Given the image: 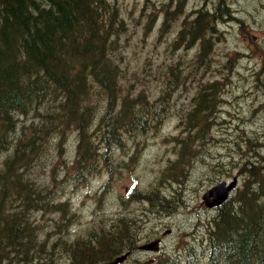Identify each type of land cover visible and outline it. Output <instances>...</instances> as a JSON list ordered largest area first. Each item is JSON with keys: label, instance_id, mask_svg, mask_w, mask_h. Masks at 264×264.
Returning <instances> with one entry per match:
<instances>
[{"label": "trees", "instance_id": "trees-1", "mask_svg": "<svg viewBox=\"0 0 264 264\" xmlns=\"http://www.w3.org/2000/svg\"><path fill=\"white\" fill-rule=\"evenodd\" d=\"M158 7L162 11L152 13L150 19L157 17L160 34L168 32L169 36L175 29L167 43L177 53L166 62L163 93L139 92L130 97L120 94L123 56L117 50L127 27L117 0H0V264H14L15 259L37 264L35 258L45 251L47 244L39 240L40 225L32 212L63 205L55 201L57 188L48 186L54 178L41 180L47 157L53 158L48 150L61 153L73 139L78 169L95 170L100 159L113 172L109 147L122 144L123 129H145L166 109L180 108L166 92L182 93L185 88L186 94V89L200 88L203 80L207 84L199 92L197 106L188 112L189 127L183 126L182 136L175 137L181 147L180 168L196 153L191 144L213 121L209 115L214 107L222 103L217 100L220 81L204 80L203 71L184 74V48H200L198 61L207 70L212 63L208 55L218 39L216 25L235 17L226 0H216L215 8L194 9L188 22H184V0H163ZM252 74L259 78L261 70ZM230 77L229 73L228 80ZM96 95L105 97L103 109ZM99 109L100 116L94 119ZM179 116L186 120V113ZM95 135L103 142L102 156L91 139ZM244 168L248 176L243 186L214 207L210 223L203 224L207 235L199 253L204 258L194 264H264V160H247ZM163 186L134 187L130 193L133 199L149 202L160 214L169 215L177 209L179 199L169 189H161ZM117 215L113 227L97 233L95 243L86 246L70 242L62 230L59 258L74 254L76 264H100L136 249L139 222ZM56 244L49 257L52 264ZM193 252L190 257L197 253ZM172 257L158 255L153 262L184 261V256Z\"/></svg>", "mask_w": 264, "mask_h": 264}, {"label": "rangeland", "instance_id": "rangeland-1", "mask_svg": "<svg viewBox=\"0 0 264 264\" xmlns=\"http://www.w3.org/2000/svg\"><path fill=\"white\" fill-rule=\"evenodd\" d=\"M161 1L117 0L126 17L127 27L117 50L123 56L120 78L122 95L134 97L139 92L145 95L163 93V77H167L166 62L175 56L177 49L167 43V39L173 38L175 29L169 36L168 32L160 34L157 17L150 19L149 15L162 11L158 7ZM215 2L184 0V22L189 21L194 9L215 8ZM226 2L235 18L231 22L219 21L216 25L215 34L219 39H216L212 51V63L206 70L211 76H221L217 100L224 105H217V112L212 111L209 115L213 121L195 144H191L196 150L194 156L183 168L179 167L181 147L175 137H181L184 128L189 127L179 116L184 115L187 107L185 88L182 93L166 92V96L173 98L180 108L174 111L166 109L145 129H123L122 144L113 143L109 147V154L114 158L113 172L100 159L95 170L78 169L74 163L77 148L73 139L67 143V147L62 148L61 153L56 146V153L48 150L46 153L53 158H47L41 180L47 182L51 180L50 177L54 178L55 181L48 186L57 188L55 201L63 205L56 210L32 212L34 221L40 225L39 240L47 244L39 258H35L37 264H40L39 261L52 264L49 257L55 243V264H76L78 257L75 258L74 254L73 260L69 259L71 253L70 256L62 255L63 260L59 258L61 231L67 233L69 241H77V245L93 244L97 233L113 227L111 224L117 221L118 213L135 219L136 224L139 222L141 227L137 228V236L141 237V243L162 238L161 250L157 254L140 252L137 263L128 260L125 264H154L151 257L159 254L167 259L173 258L172 254L178 259L184 256L180 264H187L189 259L190 264L203 260V254L199 253L203 251L201 242L207 235L203 224L210 223L208 218L215 214V208L206 206L204 192L218 181L237 175L239 184L233 196L248 176L244 172L246 161L264 160V0ZM199 52L200 48H184V74L190 71L202 73L203 68L197 57ZM224 62L227 63L225 68ZM255 69L262 72L259 78L252 74ZM228 72L231 74L229 83ZM205 73L204 80L214 79L206 77ZM95 100L103 109L105 97L96 95ZM100 111H96L94 119L99 118ZM91 139L102 156V140L97 135ZM62 170L66 171L65 175ZM172 175L178 177L173 178ZM155 184L165 185L161 189H169L179 199L177 209L169 215L160 214L157 207L149 202L133 199L130 193L134 187L145 190ZM193 249L197 253L190 257ZM14 264L24 262L15 259Z\"/></svg>", "mask_w": 264, "mask_h": 264}, {"label": "water", "instance_id": "water-1", "mask_svg": "<svg viewBox=\"0 0 264 264\" xmlns=\"http://www.w3.org/2000/svg\"><path fill=\"white\" fill-rule=\"evenodd\" d=\"M237 178L235 177L230 183L226 181H221L216 185L212 186L209 190L204 194V198H210L207 200L208 205H220L222 204L230 194V191L236 186ZM158 241H152L147 244L141 245L142 249H152L155 248ZM126 255H121L116 257L114 260H110L105 262L104 264H118L125 258Z\"/></svg>", "mask_w": 264, "mask_h": 264}, {"label": "flooded vegetation", "instance_id": "flooded-vegetation-1", "mask_svg": "<svg viewBox=\"0 0 264 264\" xmlns=\"http://www.w3.org/2000/svg\"><path fill=\"white\" fill-rule=\"evenodd\" d=\"M208 57H212V53L209 54ZM205 72H206V70L203 69V74ZM205 76L206 77L208 76V77L214 78V79L207 78L208 82H213L214 80H218V81L221 80V76H219V75H216V77H214V76H211L209 73L206 72L205 73ZM223 76H224V74H223ZM229 81H230V78H229V80H228L227 83H229ZM200 84L204 86L207 83L205 81H201ZM199 89L200 88H198L195 92H193L192 90L186 89L187 92H186V94H184L186 101L189 102V105H187V108H186V114H187L188 118H189V115H188L189 109L190 108H194V107L197 106V104H195V102H196V99L199 96ZM214 111L217 112L216 107H214ZM187 116H186V118H187ZM157 239L161 240V238H159V237ZM140 243H141V238L139 236H137L136 237V245H137V248L134 249L133 251H127L126 252L128 254V256H127V258H126V260H125V262L123 264L127 263L128 260H131V261L132 260H135L134 263H137L136 261H138V256H139V253H140V251L138 250V246L140 245ZM156 258H157V256H153L151 258V260L155 262L157 260Z\"/></svg>", "mask_w": 264, "mask_h": 264}, {"label": "bare ground", "instance_id": "bare-ground-1", "mask_svg": "<svg viewBox=\"0 0 264 264\" xmlns=\"http://www.w3.org/2000/svg\"><path fill=\"white\" fill-rule=\"evenodd\" d=\"M2 70V69H1ZM49 147V146H48ZM48 158V157H47ZM24 207V206H23Z\"/></svg>", "mask_w": 264, "mask_h": 264}]
</instances>
